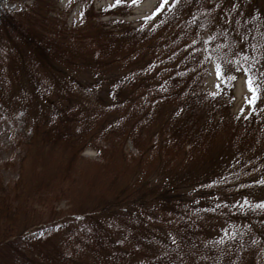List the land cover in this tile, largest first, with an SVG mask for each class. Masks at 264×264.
Listing matches in <instances>:
<instances>
[{
    "label": "trees",
    "instance_id": "1",
    "mask_svg": "<svg viewBox=\"0 0 264 264\" xmlns=\"http://www.w3.org/2000/svg\"><path fill=\"white\" fill-rule=\"evenodd\" d=\"M122 7L132 5L106 13ZM262 9L264 0H247L240 18L227 19L228 0H174L170 13L149 27L115 20L111 28L86 22L69 31L30 27L23 13L0 11V56L8 55L0 67V115L14 146L94 144L106 160L114 154L127 175L117 192L87 207L71 201L63 213L33 218L49 231L34 240L22 239L18 229L31 200L20 187L11 196L0 183V264H264V102L257 105L262 93L252 81L257 73L264 79V60L254 50ZM231 21L246 44L237 58L220 44L218 22ZM203 33L222 79L238 67L251 79V115L203 118ZM23 54L34 56L37 72L18 67ZM13 69L23 74L16 78ZM128 139L136 160L160 150L167 162L132 181ZM62 168L60 181H74L76 168L70 162ZM28 184L24 178L22 186ZM43 187L42 195L56 199L67 193ZM36 201L41 209L34 214H47V201ZM125 218H137L145 233L115 221Z\"/></svg>",
    "mask_w": 264,
    "mask_h": 264
},
{
    "label": "rangeland",
    "instance_id": "2",
    "mask_svg": "<svg viewBox=\"0 0 264 264\" xmlns=\"http://www.w3.org/2000/svg\"><path fill=\"white\" fill-rule=\"evenodd\" d=\"M247 1V0H246ZM245 0H228L231 11L226 15L230 17L240 18L245 9ZM132 5L131 8L124 11V7L120 8V14H109L106 10L115 5ZM174 0H0V11L21 12L23 19L29 22V26L50 29L51 27H61L69 31L73 27L78 29L82 25L86 26V22L90 26L94 23L98 28L101 25L106 28L114 26V21H120L119 24L124 27H149L156 23L162 16L170 13ZM43 4V7L41 6ZM228 9V8H227ZM85 11V18L83 13ZM124 11V12H123ZM262 20L260 28L255 31V43L258 52L264 60V10L262 9ZM220 17L219 19H221ZM85 21V22H84ZM58 25V26H57ZM221 27V47L222 50L229 56L236 57L235 53H240L246 49V44L242 41L239 24L235 22H218ZM32 27V28H33ZM209 38L208 33L202 34L201 46L199 50V58L202 60L207 58L206 41ZM72 40V37H71ZM248 50V49H247ZM26 55V57H25ZM5 56H0V67L2 61L6 60ZM23 65L20 62L18 67L28 71L29 68L34 70L32 61L34 56L23 54ZM237 58V57H236ZM35 61V60H34ZM4 68V67H1ZM12 68V66H11ZM239 69V70H238ZM14 70V69H13ZM5 72V70H3ZM37 72L36 70H34ZM24 72V71H23ZM15 77L18 78L20 71L14 70ZM40 73V72H39ZM234 77V79H233ZM247 75L242 67L236 68L233 73H227L226 79H221L218 76V70L212 60H207L202 73L201 89L204 92V105L202 108L203 118L216 117L218 115L230 117H244L252 113L254 107L253 100L255 99L252 92L249 91V86L246 83ZM257 84L261 91V100L264 102V79L263 75L257 73L252 80ZM104 116L109 115L107 109H103ZM16 137H13L11 127L7 124L5 118L0 115V183L6 188L10 195L15 194L16 189H22L24 197L31 200L29 203L26 218L21 220V229L18 233L22 239H40L48 237L49 231L46 224H34L36 220L43 221L49 215V210H57L58 213H63L68 209L69 204L75 202L76 205H85V207L93 204L97 199L104 195L117 192L126 183L124 177H127L121 171V164L118 158L109 157L107 160L99 156L96 145H87L77 150L69 149H53L48 145H41V142L36 141V147L14 146ZM123 148L127 151V172L130 170L133 173L134 182L145 180L149 177L148 173L151 170L161 165L163 160L166 161V156L162 151H152V155L144 156L141 160H136L133 154L136 152L130 139L124 142ZM26 150V152H25ZM159 154H158V153ZM131 153V154H130ZM160 156V157H159ZM164 156V157H163ZM108 161V162H107ZM143 164H142V162ZM70 162L74 172V181H60L61 177H65L63 168L64 164ZM56 176H59V182H56ZM27 178L28 186H22V181ZM55 182V183H54ZM21 184V186H20ZM131 184V183H128ZM50 186L46 189L67 191L66 194H59L57 199L52 197V194L42 195L43 186ZM58 185V186H57ZM140 185V183H134ZM16 187V188H15ZM34 187H37V191ZM45 188V187H43ZM69 193V194H68ZM36 199L47 201V207L44 211L47 214H34L35 209L40 210L41 207ZM50 207V208H49ZM163 217V215H162ZM118 225L126 223L129 232L140 236L145 233L144 227H140V222L137 218L115 219ZM29 222V223H28ZM60 220L57 217L53 224L55 228ZM139 223V224H137ZM52 224V223H51ZM54 232V231H53Z\"/></svg>",
    "mask_w": 264,
    "mask_h": 264
},
{
    "label": "snow or ice",
    "instance_id": "3",
    "mask_svg": "<svg viewBox=\"0 0 264 264\" xmlns=\"http://www.w3.org/2000/svg\"><path fill=\"white\" fill-rule=\"evenodd\" d=\"M118 2H119V0H118ZM131 2L135 3V2H138V0H131ZM238 70H239V69H238ZM219 75H220V73H218V76H219ZM233 79H234V77H233ZM246 83H247L248 86H249V91L252 92L253 95H255V91H256V89H255V87L252 85V81H251V79L247 80Z\"/></svg>",
    "mask_w": 264,
    "mask_h": 264
}]
</instances>
